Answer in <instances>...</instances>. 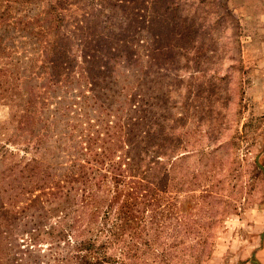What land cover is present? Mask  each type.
I'll return each mask as SVG.
<instances>
[{
	"label": "trees",
	"instance_id": "1",
	"mask_svg": "<svg viewBox=\"0 0 264 264\" xmlns=\"http://www.w3.org/2000/svg\"><path fill=\"white\" fill-rule=\"evenodd\" d=\"M69 1L0 0V100L20 113L8 131L25 159L0 144V205L30 225L26 244L11 243V261L0 264H198L200 256L152 258L150 237L145 250L138 240L155 234L141 203L165 201L156 186L193 151L165 125L164 96L152 111L154 76L145 71L139 82L133 44L116 54L107 43L117 28L105 24L93 38Z\"/></svg>",
	"mask_w": 264,
	"mask_h": 264
},
{
	"label": "rangeland",
	"instance_id": "2",
	"mask_svg": "<svg viewBox=\"0 0 264 264\" xmlns=\"http://www.w3.org/2000/svg\"><path fill=\"white\" fill-rule=\"evenodd\" d=\"M69 2L77 7L73 19H90L93 38L102 36L105 24L117 28L107 43L116 54L133 44L139 82L145 71L154 76L148 91L152 111H160L165 97V125L175 126L170 133H184L185 150L193 151L172 162L167 183L156 186L166 200L141 203L155 234H140V248L145 250L148 236L152 258L166 252L172 262L200 256L198 264H261L256 254L264 245V0ZM180 104L182 120L173 121ZM19 115L0 100V144L15 149L11 158L23 163L24 145L8 131ZM5 208L0 205V256L10 262L4 253L12 254L11 243L20 249L26 244L30 225Z\"/></svg>",
	"mask_w": 264,
	"mask_h": 264
},
{
	"label": "crops",
	"instance_id": "3",
	"mask_svg": "<svg viewBox=\"0 0 264 264\" xmlns=\"http://www.w3.org/2000/svg\"><path fill=\"white\" fill-rule=\"evenodd\" d=\"M256 255H259V261L261 264H264V245H262Z\"/></svg>",
	"mask_w": 264,
	"mask_h": 264
}]
</instances>
